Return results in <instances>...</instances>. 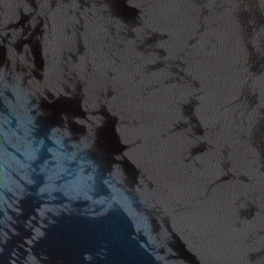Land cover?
Returning a JSON list of instances; mask_svg holds the SVG:
<instances>
[{
    "label": "water",
    "instance_id": "obj_1",
    "mask_svg": "<svg viewBox=\"0 0 264 264\" xmlns=\"http://www.w3.org/2000/svg\"><path fill=\"white\" fill-rule=\"evenodd\" d=\"M0 264H264V0H0Z\"/></svg>",
    "mask_w": 264,
    "mask_h": 264
}]
</instances>
